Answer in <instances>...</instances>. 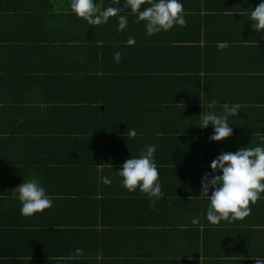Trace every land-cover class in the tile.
Returning <instances> with one entry per match:
<instances>
[{"label": "crops", "instance_id": "crops-1", "mask_svg": "<svg viewBox=\"0 0 264 264\" xmlns=\"http://www.w3.org/2000/svg\"><path fill=\"white\" fill-rule=\"evenodd\" d=\"M6 1L13 7L0 14V77L6 78L0 79V264H57L60 257L59 264H254L253 257L264 259V198L250 203L243 219L212 225L205 218L208 201L198 197L201 176L210 172L217 154L261 143L264 105L254 107V101L261 93L264 97V82L241 86L226 78L228 103L240 108L229 122L232 135L218 142L208 140L211 125H197L204 107L199 111L171 100L181 91L184 100L178 102L189 103L186 85L179 90L152 78L137 84L132 107L110 106L100 115L92 111L81 118L75 108L56 105L65 90L56 82V72L42 73L45 64L56 66L59 60L56 43L48 44L62 32L56 24V3ZM256 1L230 0L226 6L253 7ZM14 7L25 11L16 15ZM112 18L107 29L114 28V33L117 22ZM220 19L218 15L211 28H222ZM252 30L241 32L260 36ZM173 61L167 65H175ZM115 92L134 95L124 88ZM208 110L218 113L222 108ZM128 129H135L134 138L127 139ZM146 145L156 146L165 193L152 206L138 188H122L116 172ZM52 148L56 156L46 155L44 150ZM96 164L103 165L101 171ZM104 175L111 184L101 183ZM32 178H39L56 198L50 208L24 217L12 192L23 179ZM194 217L196 224L191 223ZM77 248L83 255L69 259Z\"/></svg>", "mask_w": 264, "mask_h": 264}, {"label": "trees", "instance_id": "trees-1", "mask_svg": "<svg viewBox=\"0 0 264 264\" xmlns=\"http://www.w3.org/2000/svg\"><path fill=\"white\" fill-rule=\"evenodd\" d=\"M211 1L218 4L212 5ZM229 1L182 0L186 24L148 37L143 22L134 23L135 17L131 14L127 17L129 27L123 31H117L115 27L113 33L111 30L114 28L107 29L108 23L94 26L82 18L78 19L68 9L69 0H51V4L56 3V9H60L56 11V24L62 32L48 44L54 46L51 43H56V49H60L57 54L59 60L56 66L45 64V72L42 73L51 76L56 72V82L61 81V87L65 88L62 91L64 96L56 99V105L71 107L69 110L75 108L81 118L92 111L93 115L99 114L110 106L132 107L138 97L137 84L150 78L160 83H172L179 90L183 84L187 86L189 96L184 98L189 99V103L178 102L184 100L180 91L174 99L171 98L174 104L195 106L200 111L203 105L208 110L206 105L212 100L219 101L216 104L218 108L225 102H231L226 95V78L241 86L264 82V38H261V34L252 36L241 32L245 27L252 29L245 13L255 6L240 5L231 9L226 6ZM109 5L120 6L116 0L98 2V8ZM12 7L6 0H0V14H5ZM16 9L14 7L16 15L25 11ZM218 15L223 30L211 28ZM242 17H246V20ZM111 20L117 22L116 17ZM242 20H245V24ZM131 24L136 27L133 28ZM79 28L85 30L77 31ZM129 36L135 39L131 46L126 44ZM219 43L227 45L221 48ZM117 51L121 55L119 63L113 60V53ZM137 56H143L145 60L136 62ZM169 60H175V65L168 66ZM127 75L129 78H126ZM0 79H6L4 74ZM123 88L134 95L126 94L124 97L115 92ZM257 98L254 107H263V94ZM45 108L50 107L46 105ZM71 119L77 122L74 117ZM67 121L65 118L64 122ZM44 151L46 155L56 156V148Z\"/></svg>", "mask_w": 264, "mask_h": 264}, {"label": "clouds", "instance_id": "clouds-1", "mask_svg": "<svg viewBox=\"0 0 264 264\" xmlns=\"http://www.w3.org/2000/svg\"><path fill=\"white\" fill-rule=\"evenodd\" d=\"M116 3L120 6L98 8V2L94 0H69L68 9L78 19L82 18L94 26L108 23L110 17H116L117 31L126 29L127 17L131 14L135 17L134 23L143 22L145 35L148 37L186 24L182 0H123V3L116 0ZM143 5L147 7H142ZM55 10L60 11L59 8ZM247 21L264 38V0H259L257 6L248 12ZM134 43L135 39L129 36L126 44L131 46ZM120 58L118 51L113 53L114 62L119 63ZM216 104L217 101L212 100L207 109H212ZM203 106L205 109V105ZM220 107L221 113L204 110L199 115L197 125L201 129L212 126V133L208 137L211 142L222 141L232 135L233 129L229 122L239 112L240 105L225 102ZM126 136L127 139L134 138L135 129H128ZM260 141L255 147H240L235 152L221 151L210 161V172L206 171L201 176L198 196L208 201L205 218L210 224L243 219L251 211L249 204L264 198V137H260ZM155 151V145H146L138 156L131 155L116 170L121 178L120 186L128 192L138 188L149 198L150 206L165 196L158 179ZM102 167L103 165H97V171H101ZM100 181L105 185L111 184L110 177L106 175L101 176ZM12 195L20 202V215L24 217H31L50 208L56 198L54 194L46 192L39 178L23 179L22 183L14 187ZM191 223H198V218H192ZM82 255L83 250L77 248L74 254L69 255V259H77ZM253 258L254 264H264V259ZM62 259L63 257L58 258L57 264Z\"/></svg>", "mask_w": 264, "mask_h": 264}, {"label": "rangeland", "instance_id": "rangeland-1", "mask_svg": "<svg viewBox=\"0 0 264 264\" xmlns=\"http://www.w3.org/2000/svg\"><path fill=\"white\" fill-rule=\"evenodd\" d=\"M95 2H102V0H94Z\"/></svg>", "mask_w": 264, "mask_h": 264}]
</instances>
